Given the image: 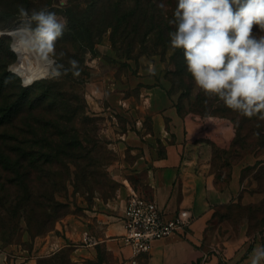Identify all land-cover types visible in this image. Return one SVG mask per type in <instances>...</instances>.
Here are the masks:
<instances>
[{"label": "rangeland", "instance_id": "rangeland-1", "mask_svg": "<svg viewBox=\"0 0 264 264\" xmlns=\"http://www.w3.org/2000/svg\"><path fill=\"white\" fill-rule=\"evenodd\" d=\"M46 1L0 0V29L18 26L20 6L29 10L47 8L66 17L63 10L70 0H52L51 5L43 6ZM4 18H13L16 22L4 27ZM253 34H261L258 26H253ZM10 39L0 37V81L14 86L22 85L20 78L9 71V66L16 62V56L9 48ZM56 52L57 59L66 67L68 60L75 59L81 70L79 76L69 72L59 80L35 79L30 85L27 92L30 98L43 99L49 93L46 101L55 100L53 108L47 109L46 106L45 110L40 111L42 124L39 128L49 131L57 124L60 129L73 125L81 129L82 135L87 134L88 137L87 141L82 140V144L90 147L96 145L101 150L100 173L104 172L114 179L112 184L102 179L92 192L84 186L76 190L74 184L69 183L68 189L60 192L58 198L71 204L70 213L87 216L91 211L86 212L85 209L99 210V205L114 200L120 182L112 177L110 167L121 156V133L136 124L132 112L133 108L140 111V87L150 83L160 85L173 96L178 112L197 123V135L188 143L185 151V165L190 169L197 166L205 171L222 170L228 173L232 165L245 155L253 154L258 158L256 163L244 167L242 188L234 200L216 207L209 230L213 245L209 247L205 263L250 264L253 250L264 246V133L246 126L243 131L244 134L248 133L245 141L236 144L237 126L232 118L238 120L242 114L228 108L218 97L206 96L200 91L187 72L184 55L179 59V72L170 49L165 53L160 50L128 57L113 45L110 31L104 32L94 47H88L73 37L67 25L64 36L56 42ZM60 52L65 53L64 57H59ZM13 89L8 91L12 95L10 99L13 93L17 94V90ZM65 105H71L72 111L67 110ZM72 116L75 118L70 120ZM131 156L127 148L126 157L131 159ZM88 161L89 158L86 163ZM130 178L136 188L140 183L138 193L147 194L143 173L132 174ZM35 237L31 238L27 231L20 230L11 240L0 239V264H23L26 260L24 248L32 250ZM62 248H65L64 252L55 257L54 262L72 264L73 246ZM46 256L49 255L36 256V264H40V260ZM69 257L72 262H69ZM88 262L113 264L114 257L104 246H100L96 259Z\"/></svg>", "mask_w": 264, "mask_h": 264}, {"label": "trees", "instance_id": "trees-1", "mask_svg": "<svg viewBox=\"0 0 264 264\" xmlns=\"http://www.w3.org/2000/svg\"><path fill=\"white\" fill-rule=\"evenodd\" d=\"M177 2L70 0L63 13L68 20V30L81 44L94 47L102 34L110 31L113 45L128 57L172 50V60L181 72L179 59L183 50H173L168 36L175 30L169 21L173 19ZM51 4L52 0H47L43 6ZM161 4L163 7H159ZM3 20L4 27L16 22L13 18ZM30 88L0 81V239L3 241L11 240L20 230L27 231L33 238L55 229L57 221L71 212V204L58 198L60 192L68 189L69 183H73L76 190L84 186L92 192L102 179L111 184L114 180L100 173L101 150L96 145L82 144L88 137L82 135L81 129L74 125L60 129L57 124L49 131L39 128L42 124L40 111L46 106L53 108L55 100L46 101L49 93L43 99L30 98L27 94ZM11 89L17 90L12 99L8 94ZM65 107L73 109L71 105ZM263 119L261 114L242 115L238 120L233 117L237 126L234 142L245 141L246 126L264 133ZM88 158L90 161L86 163ZM64 250L43 257L40 264H61L54 259Z\"/></svg>", "mask_w": 264, "mask_h": 264}, {"label": "crops", "instance_id": "crops-1", "mask_svg": "<svg viewBox=\"0 0 264 264\" xmlns=\"http://www.w3.org/2000/svg\"><path fill=\"white\" fill-rule=\"evenodd\" d=\"M138 107L139 112L135 108L132 112L136 124L121 133V156L111 163V175L120 182L114 200L99 205V210L85 209L91 211L87 216L69 213L62 217L54 230L35 237L32 250L24 248L23 264H36V256L50 255L66 245L73 246L74 264H95L88 261L96 259L100 246L113 255V264H200L208 255L213 245L210 221L216 207L234 200L242 188L244 167L258 158L247 154L228 173L197 166L190 169L185 165V151L197 135V123L178 112L173 96L160 85H142ZM127 148L131 159L126 157ZM139 173L145 175L147 194L142 195L154 198L169 215L187 211L191 224L186 232L156 240L151 250L133 263L130 248L122 238L120 215L129 194L140 190V183L136 188L130 180V175ZM86 233L97 242H86Z\"/></svg>", "mask_w": 264, "mask_h": 264}, {"label": "clouds", "instance_id": "clouds-1", "mask_svg": "<svg viewBox=\"0 0 264 264\" xmlns=\"http://www.w3.org/2000/svg\"><path fill=\"white\" fill-rule=\"evenodd\" d=\"M163 7V5H159ZM169 23L170 47L182 49L187 72L206 96H215L242 115L264 118V0H178ZM68 20L47 8H18L17 27L0 29L10 37L16 62L9 71L24 87L35 79L79 76L75 59H57L56 42ZM258 26L260 35L253 34ZM65 53L60 52L59 57ZM264 262V246L253 250L250 264Z\"/></svg>", "mask_w": 264, "mask_h": 264}, {"label": "built area", "instance_id": "built-area-1", "mask_svg": "<svg viewBox=\"0 0 264 264\" xmlns=\"http://www.w3.org/2000/svg\"><path fill=\"white\" fill-rule=\"evenodd\" d=\"M120 220L124 227L122 238L130 248L133 263L138 261L141 254L149 252L156 240L186 232L191 224V216L187 211L179 210L176 214L169 215L154 198L136 191L129 194ZM84 240L97 242L89 233L84 235ZM206 258L207 254L200 264Z\"/></svg>", "mask_w": 264, "mask_h": 264}]
</instances>
